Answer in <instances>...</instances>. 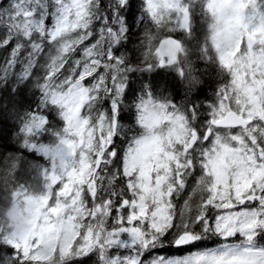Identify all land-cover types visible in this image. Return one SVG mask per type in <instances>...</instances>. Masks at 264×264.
<instances>
[{
	"label": "snow or ice",
	"instance_id": "snow-or-ice-1",
	"mask_svg": "<svg viewBox=\"0 0 264 264\" xmlns=\"http://www.w3.org/2000/svg\"><path fill=\"white\" fill-rule=\"evenodd\" d=\"M132 7L130 0H111L107 9L99 0H0V27L6 32L0 47L15 40L9 58L0 65V82L13 76L32 80L37 57L48 46L45 71L36 82L41 106L22 119L24 144L37 147L27 137L46 124L41 113L49 104L59 109L64 131L71 130L79 141L61 138L54 148L39 146L53 170L59 166L64 174L62 180L52 177L55 203L70 200L74 212L85 222L99 223L105 232L103 240L100 232L95 234L98 249L84 247L76 264H90L93 251L101 264H264V246L259 245L264 234V0L244 18L255 32L234 50L229 45L221 56L230 75L217 93L218 103L207 106V118L197 124L199 106L156 103L146 92L132 106L138 130L129 136L132 129L120 124L122 96L135 93L127 84L131 69L120 48L126 29L135 22ZM174 8L171 0H146L149 24L160 23L161 9L171 13ZM124 9L129 13L127 24ZM185 15V22L173 31L188 27ZM240 19L236 17L237 24ZM97 21L99 38L81 49ZM173 22L179 24L178 19ZM172 43L178 41H161L155 53L158 63L144 68L172 66ZM245 47L249 58L237 60ZM78 49L82 57L72 59ZM70 59L65 75L62 70ZM177 72L195 86L191 65ZM190 178L195 180L191 192L198 196L191 215L192 195L179 210L174 202ZM75 218H68L69 228ZM92 234L90 225L89 237ZM123 234L131 238L130 244L121 245ZM208 240L218 247L181 256L152 255L155 249ZM9 247L14 250L11 264H31L25 259L27 244L24 251L19 243ZM113 247L122 248L123 255L109 256ZM42 256L35 252L32 262L39 264Z\"/></svg>",
	"mask_w": 264,
	"mask_h": 264
},
{
	"label": "rangeland",
	"instance_id": "rangeland-1",
	"mask_svg": "<svg viewBox=\"0 0 264 264\" xmlns=\"http://www.w3.org/2000/svg\"><path fill=\"white\" fill-rule=\"evenodd\" d=\"M171 2L175 5V8L171 13L165 12L161 9L162 19L159 24L153 22L149 24V18L146 14V0H137L134 8L132 7V15L135 17L134 25L130 29H126L127 33L134 35V39L136 42L133 44L137 50L136 53H139L138 59L147 60L150 54H153L154 59L158 62L159 57L156 56L157 43L161 38V35H172L181 38L186 34L187 28H184L181 32L180 30L173 31L174 28H179L185 22L186 15H189V9L192 6H195V10L201 11L204 14L209 15L210 22L219 24V16L221 13V9L218 5L227 4L229 7L228 17L230 20V28L231 32H221L211 30L208 25L207 31V44L210 49L209 54L214 55L216 59V66L222 70V73L225 75V78L220 81H224L217 85L214 89L212 96L207 97V100L203 99L198 104L201 109L199 114V119L197 120V124L201 123L203 120L207 118V106L218 103L217 93L219 90L224 87L225 83L228 82V77L230 75L229 70L224 67L221 63V56H223L226 51L229 50V45H231L232 50L236 48V45L243 41L247 42L250 35L255 32V29H250L245 23L246 14L256 6L257 3H260L261 0H171ZM99 3L102 8L107 9L108 5L111 3V0H99ZM107 14V13H106ZM122 15L125 17V24L128 23L129 13L126 9L122 10ZM240 16V22L237 24L236 17ZM179 20V24L174 23L173 21ZM51 22V21H49ZM100 21H97L94 25V34L91 38L85 41L84 45L81 46V49L84 46L91 45L95 42L96 39L99 38V28ZM139 31L138 33L136 31ZM6 37L5 30L0 27V43H2L3 39ZM15 46V40H13L9 45L0 47V65L9 58L11 49ZM119 47V45H117ZM260 45L257 44V49H259ZM47 48L45 46V54H41L38 58H42L44 63L47 59ZM26 54V53H24ZM180 54V53H179ZM249 52L247 48L241 50L240 55L237 56V60H247L249 58ZM82 51L80 49L77 50L75 54H73L72 59L81 58ZM72 59H70L69 64L65 66V69L62 72L66 75L68 67L71 66ZM177 56L174 64H177ZM103 71V69H100ZM4 73L0 71V78H2ZM91 78H89L90 80ZM16 76L9 77L7 81H20ZM140 88H137L132 96V103L138 102L139 97L144 95L146 92V85H139ZM154 102L161 103L163 100H167L165 98H157L154 97ZM42 101V94L40 97ZM177 106L187 104L189 107L193 105V103L182 101L181 98L172 100ZM44 109H50L54 111L53 115H55L57 121L50 120L46 117L45 114L41 113L46 117V124L42 126L40 129L34 130L27 138L30 143L37 144L36 148H29L24 144V135L21 133V142L22 144L33 151L36 155L39 156L38 160H32L29 162V167L27 169V174L24 179L17 183L10 190V204L15 202H22L26 205L32 204L35 206L34 212V220L30 223V226L27 230L22 232H17L3 226H0V264H11L12 258L14 256V250L10 247L9 250L2 249L1 244L3 245H14L21 244V251H24V245L27 244L29 254L25 256V259L31 264H35L32 262V255L35 252H42L43 256L39 262V264H76L77 254L82 255L83 249L86 246H91L93 248L98 249V245L93 243L95 241V234L97 232L101 233V240L105 238V232L102 230L103 226L99 223L93 225V222L89 220L85 222L83 215L76 213L72 210L71 201L67 199H60L59 206L55 203L52 198V192L56 189V185L52 183V177L59 176L61 180L63 179V175L59 166L55 169L52 168V161L48 156H46L42 151H40L39 146L44 145L48 148H54L58 145V139L64 138L72 141L74 144H78V138L73 134L71 130L69 132H65L64 128L66 125L64 124L61 116L59 114V109L55 106L45 105ZM34 113V112H33ZM134 120L136 125V112L134 110ZM22 127V123H21ZM21 130V128H20ZM138 130L137 127L133 126L131 133L128 134L132 136ZM21 132V131H20ZM13 133V132H12ZM122 145L121 147H124ZM79 149H76L78 152ZM74 159L79 161V156L74 155ZM78 166V165H77ZM195 185V180L193 178L189 179V186L185 189L184 193L178 199H175V203L177 205V209L183 207L184 200L188 198L189 195H192V211L189 213L194 214L195 203L198 201V196L193 195L191 192L192 187ZM8 204L6 206L0 207V213L5 208L7 209ZM53 208H56V211H53ZM4 209V210H5ZM69 217H76L71 221L72 227L69 228L67 225L69 224ZM92 225V236L89 237V226ZM198 230V228H197ZM220 239V238H219ZM131 238L128 234H123L121 238V245L130 244ZM39 243L40 247L37 249H33V244ZM201 243V244H200ZM193 247L185 251L183 253H175L171 250V248L166 247L165 249H155L152 252V255H166V256H181L187 255L191 252L206 250V248H216L218 244L212 246H203L202 242L193 243ZM259 245L264 246V241L259 240ZM123 249L119 247H113L109 250L108 255L114 256L116 254L123 255ZM87 259V257H85ZM90 264H101L99 257L93 251L92 259Z\"/></svg>",
	"mask_w": 264,
	"mask_h": 264
},
{
	"label": "trees",
	"instance_id": "trees-1",
	"mask_svg": "<svg viewBox=\"0 0 264 264\" xmlns=\"http://www.w3.org/2000/svg\"><path fill=\"white\" fill-rule=\"evenodd\" d=\"M136 2L137 0H130L133 8ZM195 8V6L190 8L187 19L188 29L182 36L186 52H180L177 55V64L172 66L157 65L150 70L144 68L146 63L155 65L158 62L153 54H150L145 61L138 59L139 53H136L137 48L133 45L136 39L129 31L120 53L127 54L128 67L131 71L128 72L126 79L127 84H131L134 91L140 88L139 85L145 84L146 90L157 98H165L171 102L181 98L186 103L198 104L201 100L212 96L217 85L224 82L220 81L225 75L216 66L215 56L209 54L207 31L210 17ZM43 64L44 60L38 58L32 80L0 82V207L7 205L11 198L10 190L24 179L29 162L39 159L38 155L22 144L20 128L23 117L35 112L41 106V92L36 82L43 77L45 71ZM189 65L196 79L194 87H191L177 72L180 68ZM132 95V92L126 91L122 96L123 119L120 124L125 130L135 126ZM42 113L50 120L57 121L52 110L43 108ZM130 133L131 131H128V134ZM260 238L264 239V234Z\"/></svg>",
	"mask_w": 264,
	"mask_h": 264
},
{
	"label": "clouds",
	"instance_id": "clouds-1",
	"mask_svg": "<svg viewBox=\"0 0 264 264\" xmlns=\"http://www.w3.org/2000/svg\"><path fill=\"white\" fill-rule=\"evenodd\" d=\"M221 9L219 16V24L215 22L209 25L211 30L221 31V32H231L230 20L228 17V5L221 4L218 5ZM35 206L32 204H24L22 202H15L8 206L7 209L3 210V214L0 215V226L5 228L22 232L27 230L30 223L34 220Z\"/></svg>",
	"mask_w": 264,
	"mask_h": 264
},
{
	"label": "water",
	"instance_id": "water-1",
	"mask_svg": "<svg viewBox=\"0 0 264 264\" xmlns=\"http://www.w3.org/2000/svg\"><path fill=\"white\" fill-rule=\"evenodd\" d=\"M168 38H174L176 41H178V43H172V44L169 45V47H172V48L175 49V53L182 48L181 47L182 46L181 41L179 39L175 38V37H172V36H168V37H165V38L160 39L158 41L157 48L160 47L161 41H164L165 39H168Z\"/></svg>",
	"mask_w": 264,
	"mask_h": 264
},
{
	"label": "bare ground",
	"instance_id": "bare-ground-1",
	"mask_svg": "<svg viewBox=\"0 0 264 264\" xmlns=\"http://www.w3.org/2000/svg\"><path fill=\"white\" fill-rule=\"evenodd\" d=\"M181 47H182V50H183V52H186V48H185L184 44H182V46H181ZM37 160H38V159H37ZM10 202H11V201L9 200V202L7 203V204H8V206L10 205ZM5 206H6V205H5ZM8 206H7V207H8ZM2 214H3V211H2V213H0V215H2ZM213 239H216V240H217V239H218V237H216V238H213ZM209 241L213 242L212 240H209ZM169 247H170V246H169ZM169 247H168V248H169Z\"/></svg>",
	"mask_w": 264,
	"mask_h": 264
}]
</instances>
